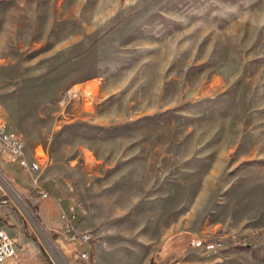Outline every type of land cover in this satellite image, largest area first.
Wrapping results in <instances>:
<instances>
[{
  "label": "rangeland",
  "instance_id": "obj_1",
  "mask_svg": "<svg viewBox=\"0 0 264 264\" xmlns=\"http://www.w3.org/2000/svg\"><path fill=\"white\" fill-rule=\"evenodd\" d=\"M0 114L49 155L0 157L5 264H43L52 199L90 264H264V0H0Z\"/></svg>",
  "mask_w": 264,
  "mask_h": 264
},
{
  "label": "built area",
  "instance_id": "obj_2",
  "mask_svg": "<svg viewBox=\"0 0 264 264\" xmlns=\"http://www.w3.org/2000/svg\"><path fill=\"white\" fill-rule=\"evenodd\" d=\"M95 93L94 88H87L75 84L67 88V94H62L60 101L69 103L72 100L88 99ZM0 157L8 162L19 165L23 170L35 172L42 169L43 165L48 162L49 155L45 148L40 144L34 147L32 152L28 151L25 138L12 129L7 120L0 114ZM38 191L42 198L51 197V192L38 185ZM5 201V199H3ZM57 200V199H56ZM58 202V200H57ZM62 235L68 241H78L81 243L79 251L74 250L73 260L76 264H90L92 259V247L94 235L91 231H81L75 223V216L69 214L66 210L61 209ZM197 246L206 247L209 250H216L217 244L208 242L203 244L201 240H194ZM45 247L43 264H70L65 257L56 238ZM23 250L18 239L12 236L6 229L0 228V264H5L7 257L15 255Z\"/></svg>",
  "mask_w": 264,
  "mask_h": 264
},
{
  "label": "trees",
  "instance_id": "obj_3",
  "mask_svg": "<svg viewBox=\"0 0 264 264\" xmlns=\"http://www.w3.org/2000/svg\"><path fill=\"white\" fill-rule=\"evenodd\" d=\"M49 198H52V197H49ZM49 198H47V199H49ZM52 200L54 202V205H53V210H51V211H47V210H45V208L43 209V206H41V205H37V207L35 206V209H36V211H37L39 216H40V212L41 211L45 212V213H48L51 216H58V215L61 216V211H60V208H58L59 206H58L57 200H54V199H52ZM6 213L0 214V218L2 217L1 215H3L4 217H7V216L10 217L13 214V212H10V211L6 212ZM49 229L52 232L54 237H57V236L62 234V224H59V225L54 226V227H51Z\"/></svg>",
  "mask_w": 264,
  "mask_h": 264
},
{
  "label": "crops",
  "instance_id": "obj_4",
  "mask_svg": "<svg viewBox=\"0 0 264 264\" xmlns=\"http://www.w3.org/2000/svg\"><path fill=\"white\" fill-rule=\"evenodd\" d=\"M0 208H1V206H0ZM39 218L42 220V222L43 223H45V225L47 226V228H51V227H54V226H56L55 224H54V222L53 221H51L50 219V223H46L44 220H43V218L41 217V216H39ZM51 219H52V217H51ZM60 224H62L63 225V222H62V219H61V217H60ZM75 223H76V226H77V228L79 229V230H81V231H87L90 227H88V226H86V224L84 223V222H78V221H75ZM16 226V225H15ZM17 228V227H16ZM12 236H15L17 239H18V236L17 235H15V234H12ZM56 238V237H55ZM19 240V239H18ZM24 252V251H23ZM22 252V253H23ZM26 255H27V253H26ZM33 257V256H32ZM20 258H21V260H22V264H27V262L31 259V257L30 256H28L27 255V257H26V259H24L23 260V258H22V256L20 255ZM96 261H97V251H96V253H95V263H96Z\"/></svg>",
  "mask_w": 264,
  "mask_h": 264
},
{
  "label": "bare ground",
  "instance_id": "obj_5",
  "mask_svg": "<svg viewBox=\"0 0 264 264\" xmlns=\"http://www.w3.org/2000/svg\"><path fill=\"white\" fill-rule=\"evenodd\" d=\"M0 180L7 186V188L8 189H10L12 192H13V190H12V188L9 186V184L7 183V181L4 179V178H2V176L0 175ZM21 201V200H20ZM22 202V201H21ZM22 205H23V207L27 210V208H26V206L24 205V203L22 202ZM28 211V210H27ZM30 214V213H29ZM90 263H91V261H90Z\"/></svg>",
  "mask_w": 264,
  "mask_h": 264
}]
</instances>
